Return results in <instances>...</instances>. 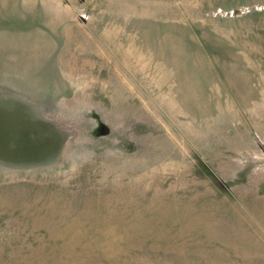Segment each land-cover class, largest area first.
Listing matches in <instances>:
<instances>
[{"label":"rangeland","instance_id":"obj_1","mask_svg":"<svg viewBox=\"0 0 264 264\" xmlns=\"http://www.w3.org/2000/svg\"><path fill=\"white\" fill-rule=\"evenodd\" d=\"M0 264H264V0H0Z\"/></svg>","mask_w":264,"mask_h":264}]
</instances>
